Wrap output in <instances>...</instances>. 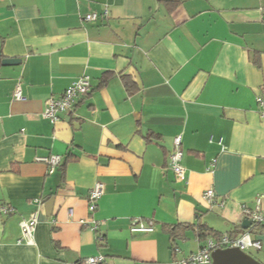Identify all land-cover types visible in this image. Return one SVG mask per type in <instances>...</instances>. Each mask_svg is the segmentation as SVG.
Listing matches in <instances>:
<instances>
[{"label":"crops","instance_id":"0c3cea01","mask_svg":"<svg viewBox=\"0 0 264 264\" xmlns=\"http://www.w3.org/2000/svg\"><path fill=\"white\" fill-rule=\"evenodd\" d=\"M169 1L0 0V205L13 209L0 215V264H175L201 248L194 226L237 238L256 199L264 217V0ZM83 76L90 94L42 118ZM176 136L185 181L168 163ZM209 189L223 205L202 200ZM92 219L94 232L79 223ZM252 237L264 248V232Z\"/></svg>","mask_w":264,"mask_h":264},{"label":"built area","instance_id":"2783aa9c","mask_svg":"<svg viewBox=\"0 0 264 264\" xmlns=\"http://www.w3.org/2000/svg\"><path fill=\"white\" fill-rule=\"evenodd\" d=\"M106 13V12H105ZM97 14L91 13L83 16V20L86 22H94L97 19ZM90 81L86 76L80 77L75 82H73L61 96L56 99L49 100L45 109L42 113V118L49 120L51 124L58 121V115L68 111L76 100L85 98L90 93ZM15 100L23 99L20 88L14 92L13 95ZM257 104L261 107V115L264 116V98L258 97L256 99ZM181 137L176 136L173 139V148L168 155L169 167L174 175V178L178 181H185L186 171L181 165V160L183 153L180 150ZM45 164H47L49 173H52L55 168L60 163V158L57 156H51L48 158H42ZM103 195V185L99 182L95 183L92 189L87 195L88 202V212L93 215L97 209L99 200ZM202 200L207 205L219 204L223 205V200H218L211 189L206 190L202 194ZM13 213V209L8 205H0V215H10ZM71 213V212H69ZM243 216L253 224L259 225L264 223V217L260 210V200H255V207L252 210L242 208ZM81 225L87 227L90 231H96L98 228V222L95 220H80ZM36 216L31 214L26 221L22 222V237L25 241L30 244L31 237L35 229ZM251 226L249 229L245 230L239 237L232 238L228 234H222L217 240L209 239L206 241L205 245L194 254H190L183 257L175 262V264H202L210 263V254L216 249L225 248H238L244 253H249V251L260 252L263 248V243L252 237ZM132 232H150L152 231L151 224L146 227L141 223L133 222L130 226ZM97 240H103L102 237H98ZM177 249H175V252ZM102 261V256H94L87 258L86 264H100Z\"/></svg>","mask_w":264,"mask_h":264},{"label":"water","instance_id":"95a60500","mask_svg":"<svg viewBox=\"0 0 264 264\" xmlns=\"http://www.w3.org/2000/svg\"><path fill=\"white\" fill-rule=\"evenodd\" d=\"M19 59H4L3 66H13L19 64ZM46 214L51 216L53 209V198L48 200L44 205ZM251 226L248 219H244L241 223V229L247 230ZM210 264H261L250 254L240 251L238 248L216 249L210 254Z\"/></svg>","mask_w":264,"mask_h":264},{"label":"trees","instance_id":"16d2710c","mask_svg":"<svg viewBox=\"0 0 264 264\" xmlns=\"http://www.w3.org/2000/svg\"><path fill=\"white\" fill-rule=\"evenodd\" d=\"M165 2L168 3L170 1L169 0H165ZM124 84H125V87H127V92L131 93L132 91H134V86L130 82L129 79H125L124 78ZM190 227L191 226H187V229H189ZM193 230L195 231V236H196L197 240L200 243H203L201 248L205 245L206 241L209 240V238H212L213 240H217L221 236V235H218L215 232H213L210 228H207L205 225L194 226ZM251 232L255 233V234L264 232V226H262L261 224H259V225L253 224L251 226ZM168 234H169V239L171 240V248L175 251L176 248H174L173 244H174V241H175L177 235L171 229L168 231ZM178 237L183 238V234L178 235Z\"/></svg>","mask_w":264,"mask_h":264},{"label":"rangeland","instance_id":"374dc122","mask_svg":"<svg viewBox=\"0 0 264 264\" xmlns=\"http://www.w3.org/2000/svg\"><path fill=\"white\" fill-rule=\"evenodd\" d=\"M249 254H251L254 258H258L257 257V252L249 251Z\"/></svg>","mask_w":264,"mask_h":264}]
</instances>
